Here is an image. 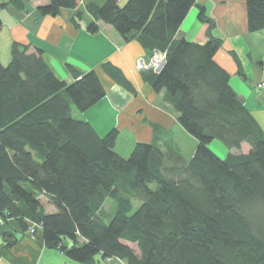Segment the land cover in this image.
I'll return each mask as SVG.
<instances>
[{
	"label": "trees",
	"instance_id": "1",
	"mask_svg": "<svg viewBox=\"0 0 264 264\" xmlns=\"http://www.w3.org/2000/svg\"><path fill=\"white\" fill-rule=\"evenodd\" d=\"M26 0H10L17 9ZM79 0H48L39 11L56 15ZM195 0H105L88 2L87 31L110 25L124 40L164 53L158 71L144 76L177 113L180 126L196 140L190 158L167 156L157 140L137 142L128 156L115 150L119 130L100 135L85 111L105 95L94 69L70 68L60 79L42 50L12 43L10 60L0 62V230L10 247L40 228L48 249L83 264H264V134L214 59L220 40L208 25L200 44L176 38ZM6 3L0 1V11ZM247 29L264 30V0H245ZM78 10L71 21L81 18ZM152 52V53H153ZM264 72V59L257 62ZM105 71L131 89L118 69ZM239 74L244 77L241 67ZM228 149L219 157L213 140ZM247 144L246 152L241 150ZM115 202L106 220L102 206ZM46 200L53 211L43 207ZM139 202L132 211L133 201ZM132 211V212H131ZM36 234V227L31 234ZM135 247V249L133 248ZM96 256H99L97 259Z\"/></svg>",
	"mask_w": 264,
	"mask_h": 264
},
{
	"label": "crops",
	"instance_id": "2",
	"mask_svg": "<svg viewBox=\"0 0 264 264\" xmlns=\"http://www.w3.org/2000/svg\"><path fill=\"white\" fill-rule=\"evenodd\" d=\"M0 1L6 3L0 11L1 63L9 62L11 45L16 42L29 45V51L41 49L43 60L56 76L67 82L73 80L70 68L81 72L94 69L105 95L85 111L73 107V116L87 120L100 135L116 127L119 135L115 150L122 156H127L135 143L155 139L167 156H192L195 138L180 126L177 113L163 100V91L155 92L145 79V70L135 67L138 59L147 61L153 51L145 49L136 39L124 40L102 22L98 32L87 31L92 18L85 12V5L102 4L105 0H79L76 9H61L56 15L39 11L48 0H26L22 9L11 5L10 0ZM125 1L117 0V4L123 5ZM199 5L213 21L212 33L220 40L215 61L229 72L231 87L264 134V72L257 64L264 59V30L248 31L245 0H195L179 25L176 38L200 44L207 40L208 25L198 19ZM78 10L83 14L75 18V24L71 18ZM104 63L118 69L131 89L110 76L102 66ZM239 67L244 77L239 74ZM248 149L247 144H242L243 152ZM53 210L49 206L47 211ZM0 264L83 263L70 260L58 249L46 248L36 226L34 236L25 235L10 247H3L0 230ZM107 264L126 263L111 259Z\"/></svg>",
	"mask_w": 264,
	"mask_h": 264
},
{
	"label": "rangeland",
	"instance_id": "3",
	"mask_svg": "<svg viewBox=\"0 0 264 264\" xmlns=\"http://www.w3.org/2000/svg\"><path fill=\"white\" fill-rule=\"evenodd\" d=\"M124 4V3H123ZM184 148H186V146H184ZM183 148V149H184ZM209 148L216 154L218 155L219 157H224L226 155V152H227V147L219 140L215 139L213 141H211L209 143ZM244 149V147H242ZM186 152V150H185ZM128 156V155H127ZM43 201V207L48 210L49 206L47 205L46 203V200L45 199H42ZM139 205V202L137 200L133 201V208H132V211H134ZM102 211L104 214H106L105 218L107 220V218L111 217L115 211V202L113 199L111 198H107L104 203H103V206H102ZM131 211V212H132ZM29 236H32L31 234H27ZM133 248L135 249V247L133 246Z\"/></svg>",
	"mask_w": 264,
	"mask_h": 264
},
{
	"label": "built area",
	"instance_id": "4",
	"mask_svg": "<svg viewBox=\"0 0 264 264\" xmlns=\"http://www.w3.org/2000/svg\"><path fill=\"white\" fill-rule=\"evenodd\" d=\"M164 57H165L164 53L155 51L147 61H144L141 58L138 59L135 63V67L139 70L152 69L154 71H158L164 63ZM35 227H36L35 225L30 227L28 233L32 234Z\"/></svg>",
	"mask_w": 264,
	"mask_h": 264
}]
</instances>
